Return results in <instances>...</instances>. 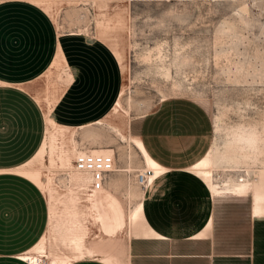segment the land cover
Instances as JSON below:
<instances>
[{
    "label": "crops",
    "instance_id": "obj_1",
    "mask_svg": "<svg viewBox=\"0 0 264 264\" xmlns=\"http://www.w3.org/2000/svg\"><path fill=\"white\" fill-rule=\"evenodd\" d=\"M102 37L62 33L32 1L0 0V170L19 168L40 150L46 119L39 97L58 96L50 116L60 125L91 128L108 117L124 73ZM61 54L62 67L72 75L64 88L52 66ZM167 106L142 117L136 127L128 125L130 136L139 137L167 170L132 213L129 238H124L128 264H222L244 258L254 264L263 255L264 241L257 247L252 241L244 253L221 250L215 199L251 194L252 216L264 219V213L255 214L252 193L210 194L189 171L210 151L209 125L200 111L193 119H177ZM48 221L45 194L24 177L0 173V264H30L19 255L41 239ZM91 258L72 264H106Z\"/></svg>",
    "mask_w": 264,
    "mask_h": 264
},
{
    "label": "rangeland",
    "instance_id": "obj_2",
    "mask_svg": "<svg viewBox=\"0 0 264 264\" xmlns=\"http://www.w3.org/2000/svg\"><path fill=\"white\" fill-rule=\"evenodd\" d=\"M49 2V15L62 33L81 30L90 37L103 38L97 21L116 13L123 16L124 25L110 29L104 38L111 47L123 52L127 66L123 75L126 91L122 99L126 112L110 116L112 125L126 136L130 135L129 123L136 127L142 117L160 105H168L169 114L177 119H193L195 110L200 111L209 125L212 143L219 123L221 132L217 142L220 148L226 135L239 128L259 138V146L264 145L260 139L264 140V0ZM75 137L80 149L115 150L116 169L131 167L132 173H111L105 186L110 187L111 181L117 183L116 195L127 211L133 205V200L127 197L128 188H140L135 177L138 170L143 169V163L137 151L105 126L79 129ZM256 155L259 161L254 169H264V154ZM238 168L239 172L220 170L216 174L220 180L232 176L249 177L245 172L251 170L249 167L242 164ZM65 173L59 168L51 173L53 185L60 193L64 191ZM250 176H253L252 171ZM45 197L49 207L46 194ZM215 203L219 243L224 253H244L252 246V241L255 247L264 241L260 239L264 236V219L252 216L251 194L225 196L215 199ZM92 230L88 246L98 233L97 227L93 226ZM126 236L127 230H123L114 243L110 241L115 250L127 243ZM260 247H264V242ZM246 260L222 264H249ZM256 261L254 264H264V252Z\"/></svg>",
    "mask_w": 264,
    "mask_h": 264
},
{
    "label": "bare ground",
    "instance_id": "obj_3",
    "mask_svg": "<svg viewBox=\"0 0 264 264\" xmlns=\"http://www.w3.org/2000/svg\"><path fill=\"white\" fill-rule=\"evenodd\" d=\"M29 1L43 7L49 13L51 8L49 0ZM100 8H103V6L100 5ZM103 16L106 15L104 14ZM124 23L123 16L120 13H116L112 17L97 21V26L101 28V35L107 37L110 29L121 28ZM76 32L81 33V30ZM112 49L125 74L127 66L123 52L116 47H112ZM63 61L61 54L52 65L59 72L57 79L60 88H64L72 80L71 73L66 67V69L62 67ZM60 68L62 72L59 71ZM165 72L168 74V71ZM125 91L126 86L123 84L111 113L126 112L122 103ZM37 99L40 103L43 101L42 105L46 119L45 139L40 150L23 166L9 171L0 170V173H14L31 181L46 194L48 199L49 221L47 230L41 239L33 247L19 255V258L30 264H72L87 257H92L106 264H128V244L123 243L115 250L112 242L123 230H127V237L129 238L131 216L139 200L150 197L152 189L167 174V170L150 157L139 137L126 136L120 128L112 125L110 113L106 119L100 120L97 125L109 128L121 140L127 142L130 147L135 149L143 163L141 171L150 170L151 175L145 186H141L136 182V185L138 184L140 188L137 186L128 188L127 197L130 201L133 200V205L127 211L116 195L117 183L114 181H111L113 183L110 187L106 188L104 186L91 194L88 193L89 185L93 178L90 173L75 169L74 160L77 155L91 153L94 155L115 156V150L112 148H78L79 142L75 134L79 128L57 124L50 116L58 96H48L44 99L39 97ZM214 131L216 137L210 151L189 171L204 183L210 194L252 193L255 214L264 213V169H254L259 161L256 153L264 154V145L259 146L257 144L259 138L254 136V134L245 133L243 129L239 128V130H232L226 135V139L220 148L217 142L218 135L221 132L219 123L216 124ZM260 139L264 141L262 138ZM130 152L132 151L130 150ZM242 164L244 167L246 165L251 169L245 171L249 176L248 178L244 176L233 178L232 176L220 180V177L216 174L220 170L224 172H239L240 169L238 167ZM117 167L119 168V166ZM56 168L66 172L64 174V191L62 193L53 185L51 173ZM250 171L253 172V176H250ZM115 172L132 173L133 170L127 165L116 169ZM45 176L46 178L44 179L43 177ZM93 226L97 227L98 233L94 234V241L91 246H88L87 243H90L89 238L92 235ZM110 241L112 242L110 243Z\"/></svg>",
    "mask_w": 264,
    "mask_h": 264
},
{
    "label": "built area",
    "instance_id": "obj_4",
    "mask_svg": "<svg viewBox=\"0 0 264 264\" xmlns=\"http://www.w3.org/2000/svg\"><path fill=\"white\" fill-rule=\"evenodd\" d=\"M75 169L81 172L90 173L93 180L89 185L88 193L103 188L111 173L116 170V160L114 155H94L91 153L77 155L74 160ZM151 175L150 170L138 171L136 182L145 186Z\"/></svg>",
    "mask_w": 264,
    "mask_h": 264
}]
</instances>
